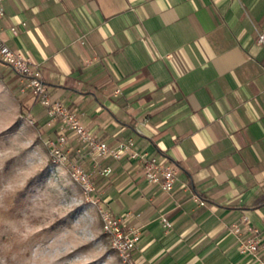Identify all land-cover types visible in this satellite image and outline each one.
<instances>
[{"label": "crops", "instance_id": "obj_1", "mask_svg": "<svg viewBox=\"0 0 264 264\" xmlns=\"http://www.w3.org/2000/svg\"><path fill=\"white\" fill-rule=\"evenodd\" d=\"M3 10L0 41L38 66L92 137L131 140L176 168L163 192L126 157L77 156L66 133L63 151L93 173L97 209L141 232L131 264H248L229 229L245 216L264 237V0H6ZM5 68L54 140L59 125Z\"/></svg>", "mask_w": 264, "mask_h": 264}, {"label": "rangeland", "instance_id": "obj_2", "mask_svg": "<svg viewBox=\"0 0 264 264\" xmlns=\"http://www.w3.org/2000/svg\"><path fill=\"white\" fill-rule=\"evenodd\" d=\"M46 141L0 78V264H129L110 248L96 205L52 161Z\"/></svg>", "mask_w": 264, "mask_h": 264}, {"label": "built area", "instance_id": "obj_3", "mask_svg": "<svg viewBox=\"0 0 264 264\" xmlns=\"http://www.w3.org/2000/svg\"><path fill=\"white\" fill-rule=\"evenodd\" d=\"M0 0V20L3 17V3ZM14 32V28H11ZM258 42L264 43V33L258 35ZM0 63L4 64L18 77L19 93H29L43 109L48 124L57 123L59 134L54 140H47L49 153L56 165H62L69 173L71 180L76 182L87 201L96 205L94 199V184L92 172H86L78 163L77 159H70L63 150L66 147L70 133L79 142L80 148L77 156L85 155L93 159L111 158L115 161L126 157L135 161L141 169L145 181L158 187L160 191L169 192L172 190L176 168L166 162H158L144 153L133 149L131 140L118 142L111 146L107 143L92 137L82 125L77 112L66 105L63 101L52 99L41 79L38 66L28 57L14 52L0 41ZM80 157V156H79ZM103 174L109 172L104 169ZM101 231L110 243V248L119 256L123 263H129L132 251L137 247L141 232L134 227H126L123 221L105 209H98ZM162 224L169 227V222L162 218ZM236 239V248L242 259L248 264H264V237L259 229L248 222L247 217H242L238 223L231 225L229 229Z\"/></svg>", "mask_w": 264, "mask_h": 264}, {"label": "trees", "instance_id": "obj_4", "mask_svg": "<svg viewBox=\"0 0 264 264\" xmlns=\"http://www.w3.org/2000/svg\"><path fill=\"white\" fill-rule=\"evenodd\" d=\"M29 184H30V183H29ZM18 196H20V197L23 196V192H19V193H18Z\"/></svg>", "mask_w": 264, "mask_h": 264}]
</instances>
